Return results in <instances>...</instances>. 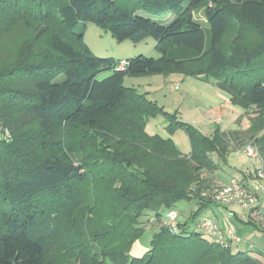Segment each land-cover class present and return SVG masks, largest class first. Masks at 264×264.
Listing matches in <instances>:
<instances>
[{
    "label": "trees",
    "instance_id": "16d2710c",
    "mask_svg": "<svg viewBox=\"0 0 264 264\" xmlns=\"http://www.w3.org/2000/svg\"><path fill=\"white\" fill-rule=\"evenodd\" d=\"M235 2L0 0V124L12 135L0 143V264H264L186 222L173 233L161 213L196 200L199 217L212 203L202 192L214 187V154L226 162L241 131L204 133L123 84L173 72L212 77L233 105L255 111L243 131L264 166V0ZM200 8L208 27L194 17ZM171 13L168 23L154 18ZM88 22L118 41L153 37L160 55L119 69L84 43L77 24ZM231 26L241 32L229 49ZM103 70L112 73L98 79ZM159 115L168 137L146 130ZM178 128L189 154L172 137ZM147 221L156 226L151 248L133 256Z\"/></svg>",
    "mask_w": 264,
    "mask_h": 264
},
{
    "label": "rangeland",
    "instance_id": "374dc122",
    "mask_svg": "<svg viewBox=\"0 0 264 264\" xmlns=\"http://www.w3.org/2000/svg\"><path fill=\"white\" fill-rule=\"evenodd\" d=\"M231 2L234 3L235 0H231ZM173 17L174 14L171 13L154 18H156L159 22L168 23L173 19ZM194 17L199 22L203 23L205 27H208L203 8L196 10L194 13ZM81 30L84 32V43L89 47L94 55L100 58H111L115 61L120 62L122 60H128L138 55H147L156 58L160 55L155 48L156 40L150 36L140 41H135L132 39L118 41L110 31H107L92 22H88L85 24L78 23L77 31ZM239 32H241V26H237L236 28L231 26L230 34L228 35L227 39L224 40V45L230 49L232 47V40L234 39L235 34H239ZM111 73V70H103L99 73L98 79L106 78ZM208 80L214 79L212 77L208 78L206 75H198L194 77L184 75L181 72H173L170 74L126 76L123 84L127 87L136 89L139 93H146L148 98L155 100L167 112L174 116H177L178 119L187 121L193 124L198 129L205 130V128L207 129V125H204V123H206L208 119L216 118L217 115L223 117L224 114H229V112H231L229 111V108L223 107V96L220 99L217 97V94L214 90L215 88L212 87L213 84ZM254 114L255 111L252 108L247 110L244 121H246L247 123L249 119L251 120V117ZM246 117L248 120L246 119ZM237 120V123H241L243 117L238 118ZM151 122L156 133L165 137L171 135L169 134L166 127V125L168 124V119L165 116L159 115L157 119ZM243 130H239L241 131V134H239V137L235 138V144L239 140L240 145H235V147L232 148L234 149V151L242 149L247 143L251 142L247 137L248 134H244ZM172 137L174 138L175 143L178 144L179 149H181L182 151H188L191 148L189 135L184 128L176 129ZM235 154L238 153L235 152ZM214 157H216V154H214ZM241 157H243V159H246V155L242 152H240L239 154V158ZM218 162V165L221 166V168L223 167V170L227 169L224 160H219ZM214 180L216 179H213V181L210 182L212 186L216 187L221 185L219 184V182H216ZM212 186H210L209 188H211ZM173 208L179 214V221H184L187 218V227L192 231L197 230V223L201 218L208 216L213 219L215 217L214 214L210 213L209 209L203 211L197 219H194V217H192V214L198 210V203L196 200H182L178 202ZM161 213L163 219H166V212ZM150 218L151 221H153L154 213H150L148 215L147 219ZM183 223H185V221ZM151 224L153 223L147 221L145 232L141 236V238L133 245L131 255L142 256L151 248V239L153 237V234L155 233V229H153ZM154 224L160 225L161 222L156 221ZM237 243L238 242H236V244ZM254 244L255 250L253 252L248 251V253L253 257H255V255L257 254V249L264 251V246L262 247V245H260L259 243ZM235 249L236 246L233 250ZM262 254L264 255V253ZM262 259L264 260V256H262Z\"/></svg>",
    "mask_w": 264,
    "mask_h": 264
},
{
    "label": "crops",
    "instance_id": "0c3cea01",
    "mask_svg": "<svg viewBox=\"0 0 264 264\" xmlns=\"http://www.w3.org/2000/svg\"><path fill=\"white\" fill-rule=\"evenodd\" d=\"M208 81L213 84L212 87L215 88L214 90L217 94V97L220 99L223 96V107L229 108V111L231 112H229V114H224L223 117L217 115L216 118L208 119L207 122L204 123V125H207V129L205 128V130H200L204 133L209 134L218 127L225 131L247 129L250 126V119L248 120L246 117V119L248 120L247 123L246 121H244L247 110L243 107L241 108L238 105H233L230 102V96L227 92L219 89L213 80ZM241 117H243L242 122L237 123V119ZM155 119H157V117L149 120L146 127L147 132L151 135L156 134L151 122ZM177 147L179 148L178 144ZM190 151L191 148L188 151L182 152L184 154H189ZM235 152H237L238 154H235ZM239 154L240 152L238 150H233L231 153H229L227 156V161L225 162L227 169L223 170V167L221 168V166H219L218 170L208 175L211 180L213 181V179H216L214 181L219 182V184H226L230 182L231 179L237 178L247 186H252L253 173L258 167V161L247 156L245 157L246 159H243V157L239 158ZM214 160L219 163L218 161L220 159L216 156L214 157ZM206 210H209L210 213L214 214L215 217L213 219L217 220L220 223H223V225H225L227 218H231L233 221H235L239 240L238 243L235 244L236 249L234 251L253 252L255 250L254 243H259L260 245H262V247L264 246V209L258 212L257 209L254 208L242 209L236 206L221 207L211 203L204 211ZM184 221L187 222V218ZM184 221L180 222L182 223ZM151 226L153 227V229L156 228V226H154L153 224H151ZM256 251L257 254L255 255V257L262 259V256H264L262 253H264V251L260 249H257Z\"/></svg>",
    "mask_w": 264,
    "mask_h": 264
},
{
    "label": "built area",
    "instance_id": "2783aa9c",
    "mask_svg": "<svg viewBox=\"0 0 264 264\" xmlns=\"http://www.w3.org/2000/svg\"><path fill=\"white\" fill-rule=\"evenodd\" d=\"M127 60L120 61L118 68L123 69ZM11 132L0 124V143L10 141ZM239 152L255 159L259 166L253 174L252 186H247L241 180L233 178L226 184L213 187L206 190L202 196L211 200L212 204L218 206H236L242 209H257L260 212L264 209V166L263 159L256 144L247 143ZM178 212L171 208L166 213L164 224L167 225L173 233L181 231ZM208 237L213 243L222 248L233 250L236 242L239 240L236 224L231 218L226 219L225 225L209 217L201 218L197 223V230Z\"/></svg>",
    "mask_w": 264,
    "mask_h": 264
}]
</instances>
